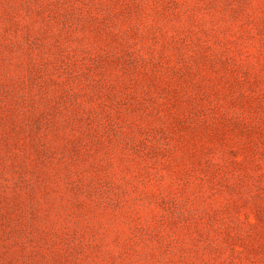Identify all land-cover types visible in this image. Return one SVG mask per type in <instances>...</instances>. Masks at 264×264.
<instances>
[{
	"label": "rangeland",
	"instance_id": "1",
	"mask_svg": "<svg viewBox=\"0 0 264 264\" xmlns=\"http://www.w3.org/2000/svg\"><path fill=\"white\" fill-rule=\"evenodd\" d=\"M0 264H264V0H0Z\"/></svg>",
	"mask_w": 264,
	"mask_h": 264
}]
</instances>
